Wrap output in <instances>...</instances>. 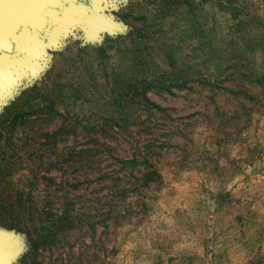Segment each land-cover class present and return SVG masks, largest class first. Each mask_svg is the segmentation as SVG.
Wrapping results in <instances>:
<instances>
[{"label":"rangeland","instance_id":"rangeland-1","mask_svg":"<svg viewBox=\"0 0 264 264\" xmlns=\"http://www.w3.org/2000/svg\"><path fill=\"white\" fill-rule=\"evenodd\" d=\"M91 1L0 62V205L28 225L43 210L125 216L54 240L0 207V264L41 235L29 264H264V0ZM93 135L97 167L123 181L71 190L79 174L48 165ZM146 149L162 180L116 197L145 173L117 159Z\"/></svg>","mask_w":264,"mask_h":264},{"label":"trees","instance_id":"trees-1","mask_svg":"<svg viewBox=\"0 0 264 264\" xmlns=\"http://www.w3.org/2000/svg\"><path fill=\"white\" fill-rule=\"evenodd\" d=\"M156 86V85H155ZM54 112L50 111V116H53ZM55 133L50 135V137H54ZM96 135V133L94 134ZM92 136V141L88 142L87 145H84V147L80 150L75 149L74 147L66 153V155L62 156L60 159L50 163L48 165V173H52L54 170L51 168H56V171L59 170H68L72 171V173H77L79 176H74L73 181L69 180L68 182H64L69 189L71 190H77L79 188H83L85 191H88L91 187H98L101 185L107 186V188L116 187L118 183L123 181V179H120L118 181L115 175L117 173L102 171L100 167H97V162H100L97 160L98 156V149L101 145L100 138L98 139L95 136ZM97 143L98 145H96ZM148 148V147H147ZM153 151L151 149H146L144 151L141 150H135L134 154L130 159H117L121 164L128 165L129 168H136L137 166L141 165L144 167L145 173L142 175V177H139L135 179L134 182H131V189H128L126 187L122 188V191L117 190L115 193V196L119 197L121 199H126L127 196H129L130 193L139 192L141 187L147 186L149 188L152 184L158 183L162 180V176L159 173L158 169L156 168L154 162H153ZM92 171L91 174H87L88 171ZM98 171L100 172L97 175H94V172ZM82 174V175H81ZM84 175V178L82 180L81 176ZM47 182L56 183L55 178H51V176L44 175L42 177ZM118 181V182H117ZM115 183V186H112L109 184ZM141 184V185H139ZM56 191V190H55ZM86 195V194H84ZM83 195V196H84ZM18 204L22 205L27 203L26 200H17ZM73 203V202H72ZM13 204L1 202L0 207L2 208L1 212L3 216L1 217V220L8 223L7 225L9 227H15L20 232L24 231L28 235L32 236L34 231H37L38 224H41V226H44L45 229H49L50 235H52V238L55 240L57 236L59 235L60 230L70 231L73 229H81L83 227H91L95 230L96 226L101 224L104 225V227H107V222L109 220H113L114 218H120L121 216L124 217V213L126 211L120 210V211H107L98 215H93L91 213L85 212L84 214L77 213L76 209L67 208L63 210V215L58 214H52L51 212H45L42 211L41 214H39V217L37 218L40 223H36L34 220L32 221V225L26 224V222L19 221L18 215L13 210ZM74 213V214H73ZM118 214V215H117ZM80 215V216H79ZM102 218L100 219V217ZM118 216V217H117ZM4 217V218H3ZM47 220V221H44ZM94 220V221H93ZM34 230V231H33ZM50 235L48 237H44L41 235V239L45 240L44 242L48 243L47 240L50 238ZM32 240V248L30 251V254H26L21 264H29L28 261L33 258V254L39 250V247L43 245L42 240ZM54 242V241H53ZM52 241L49 242V244L53 243Z\"/></svg>","mask_w":264,"mask_h":264},{"label":"water","instance_id":"water-1","mask_svg":"<svg viewBox=\"0 0 264 264\" xmlns=\"http://www.w3.org/2000/svg\"><path fill=\"white\" fill-rule=\"evenodd\" d=\"M73 1L92 6L91 0ZM64 2L65 0H0V62L4 58L20 55L17 37L36 31L45 39L52 25L48 10L61 13V4Z\"/></svg>","mask_w":264,"mask_h":264},{"label":"bare ground","instance_id":"bare-ground-1","mask_svg":"<svg viewBox=\"0 0 264 264\" xmlns=\"http://www.w3.org/2000/svg\"><path fill=\"white\" fill-rule=\"evenodd\" d=\"M67 1H72V0H65V2L64 3H62L61 4V10L60 11H62L64 8H65V3L67 2ZM49 11V12H48ZM47 12H48V16L49 15H56V14H59L58 12H56V10H48ZM46 15H47V13H46ZM53 15V16H54ZM52 20V19H51ZM33 33H35V34H37L39 37H40V34H38L36 31H34ZM27 35V34H26ZM26 35H22V36H20V37H17L16 38V41L18 42V43H20V42H22V40L24 39V37L26 38L27 36ZM41 38V37H40ZM3 59V58H2ZM2 61V60H1Z\"/></svg>","mask_w":264,"mask_h":264}]
</instances>
